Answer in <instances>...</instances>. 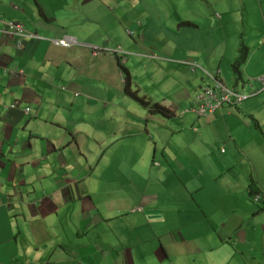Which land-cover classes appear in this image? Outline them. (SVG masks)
Returning <instances> with one entry per match:
<instances>
[{
    "label": "crops",
    "instance_id": "1",
    "mask_svg": "<svg viewBox=\"0 0 264 264\" xmlns=\"http://www.w3.org/2000/svg\"><path fill=\"white\" fill-rule=\"evenodd\" d=\"M0 19V264H264V0H0ZM231 74L250 97L184 112Z\"/></svg>",
    "mask_w": 264,
    "mask_h": 264
},
{
    "label": "built area",
    "instance_id": "2",
    "mask_svg": "<svg viewBox=\"0 0 264 264\" xmlns=\"http://www.w3.org/2000/svg\"><path fill=\"white\" fill-rule=\"evenodd\" d=\"M4 25L8 28L11 27L14 29L13 33L18 39V44L22 43V40L28 37H38L34 32H30L25 25L22 23H17L13 21H6ZM57 44L62 46H71L76 41L69 40L65 37L57 39L55 41ZM210 78H213V87L206 86L204 87L193 100L192 107L188 110L195 111L197 114L211 119L214 113L224 104L232 101L235 97V101L241 102L243 99L250 97L243 93H235L231 89L224 86L221 81L215 79L212 75H209ZM261 83L264 86V76L261 78ZM257 91H252L251 94H255ZM253 201L259 203L264 201V189L257 192L253 196Z\"/></svg>",
    "mask_w": 264,
    "mask_h": 264
},
{
    "label": "rangeland",
    "instance_id": "3",
    "mask_svg": "<svg viewBox=\"0 0 264 264\" xmlns=\"http://www.w3.org/2000/svg\"><path fill=\"white\" fill-rule=\"evenodd\" d=\"M22 1H24V0H22ZM0 21L2 22V20L0 19ZM27 29L30 31V32H34L35 33V30L34 29H31V28H28L27 27ZM38 35V34H37ZM38 37H40L39 35H38ZM75 44H80L81 45V42H75ZM125 44V43H124ZM92 47H94V48H98L97 46H94V45H91ZM123 46H125V45H123ZM126 51H124V50H122V49H120V54L121 55H124V56H126ZM129 64H130V62H129ZM232 64V63H231ZM125 65V64H124ZM227 66H228V64H227ZM232 71V69L230 70V72ZM224 80H225V83L227 84H224L222 81H221V83L224 85V86H226L227 88H229V89H231L233 92H235V93H239L238 91L239 90H237V89H235V88H233V87H230V86H234L233 85V79H232V74H231V76L229 77V78H226V77H224ZM121 83L123 84V87L126 85V83H127V80H126V78L125 77H123L122 78V80H121ZM240 102H237V101H235V97H233V99H232V101L231 102H229V103H224L223 105H225V104H227V105H230V106H236V105H238ZM222 105V106H223ZM221 106V107H222ZM17 107V105L16 104H10V105H8L6 108L7 109H9V110H11V109H15ZM220 107V108H221ZM219 108V109H220ZM115 129H117V128H115ZM148 136H149V138H152L153 136L150 134V133H148ZM81 141V140H80ZM68 142H69V146H72V148H74V150H75V148L77 147L76 146V144L78 143V142H74V137L72 136V135H70L69 136V138H68ZM88 146V144H86V146H85V148H88L87 147ZM97 148V147H96ZM88 151V150H87ZM96 150L94 149V150H92V151H89V152H95ZM109 156L110 155V149H109V151H108V153H104V156ZM94 155H92V157H93ZM100 157H102V155L100 154L99 155V157H98V159H100ZM107 162V160H105V159H102L101 161H100V163H99V166L97 167V169H98V173L96 172L95 174L96 175H100L101 173H99L100 171H102V168H104V166L103 165H105V163ZM121 165H125L126 166V168H129V165H130V160L129 159H126V162L125 163H121ZM103 166V167H102ZM102 167V168H101ZM103 171H105V169L103 170ZM115 177H118V175H116ZM87 178H88V182L91 180L90 178H89V176L88 177H86L83 181H85V184H84V186H86V185H88L87 184ZM112 181V180H111ZM110 182V181H109ZM118 182H120V184H119V186H121L122 187V189H123V192H121V193H124V195L125 196H127L128 194L126 193V191H125V188L123 187L124 185H123V183L121 182V180L119 179V181ZM107 185V183H105V181L104 182H102V183H99V185H94L93 187H91V191H94L93 189H96V188H101V187H103V186H106ZM94 193V192H93ZM253 194V195H252ZM254 194L255 193H251V195H250V197H251V201L253 202V203H255L254 201H253V196H254ZM125 196L123 197V198H125ZM116 199H118L117 197H116ZM128 209L129 208H127L126 209V212H124V211H121V212H123L124 214L123 215H121L119 218H117V221H119L120 219H124V221H126L127 222V217H128V215H130V213L131 212H136V211H143V209L141 208V207H139V206H134L132 209H130V212L128 211ZM115 221V220H114ZM119 225V224H118ZM120 227H121V225H119Z\"/></svg>",
    "mask_w": 264,
    "mask_h": 264
},
{
    "label": "trees",
    "instance_id": "4",
    "mask_svg": "<svg viewBox=\"0 0 264 264\" xmlns=\"http://www.w3.org/2000/svg\"><path fill=\"white\" fill-rule=\"evenodd\" d=\"M247 58H248L247 48L244 45H242V43H241L239 50H238V56L232 62V70L234 72V75L238 79L241 77L240 68L246 63ZM124 87H125L126 92L128 94H130L133 98L141 100L147 106H151V108H153V109H150L151 112L156 111L158 108H161L158 103L150 104L149 101L146 99V96L140 94L138 89H132V85H130L129 81H127V83ZM260 190H262V189H260V188L256 189V190L253 189L251 191V193H257Z\"/></svg>",
    "mask_w": 264,
    "mask_h": 264
},
{
    "label": "clouds",
    "instance_id": "5",
    "mask_svg": "<svg viewBox=\"0 0 264 264\" xmlns=\"http://www.w3.org/2000/svg\"><path fill=\"white\" fill-rule=\"evenodd\" d=\"M200 91H201V90H200ZM200 91H199V92H200ZM199 92H198V93H199ZM196 95H197V93H196ZM196 95H195V96H196ZM194 98H195V97H194ZM193 100H194V99H193ZM192 104H193V101H192ZM7 106H8V105H7ZM191 107H192V105H191L189 108H186V109L184 110V112H186V111H191V110H188V109H190ZM218 110H219V109H218ZM193 112H195V111H193ZM214 114H215V113H214ZM198 115H199V114H198ZM199 116H201V115H199ZM202 117H203V116H202ZM263 189H264V188H263Z\"/></svg>",
    "mask_w": 264,
    "mask_h": 264
},
{
    "label": "bare ground",
    "instance_id": "6",
    "mask_svg": "<svg viewBox=\"0 0 264 264\" xmlns=\"http://www.w3.org/2000/svg\"><path fill=\"white\" fill-rule=\"evenodd\" d=\"M5 28H7V27H5ZM76 39H77V38H76ZM117 51H118V50H117ZM117 51H116V52H117ZM119 52H120V51H119ZM126 53H127V52H126ZM126 53H125V54H126ZM212 73H213V72H212ZM215 73H216V72H215ZM257 191H258V190H257ZM260 191H261V190H260ZM252 195H253V194H252Z\"/></svg>",
    "mask_w": 264,
    "mask_h": 264
}]
</instances>
